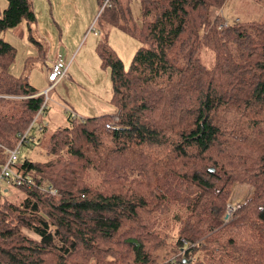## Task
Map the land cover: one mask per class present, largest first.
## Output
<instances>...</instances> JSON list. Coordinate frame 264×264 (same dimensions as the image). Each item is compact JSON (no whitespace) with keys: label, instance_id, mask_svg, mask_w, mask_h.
I'll return each mask as SVG.
<instances>
[{"label":"trees","instance_id":"16d2710c","mask_svg":"<svg viewBox=\"0 0 264 264\" xmlns=\"http://www.w3.org/2000/svg\"><path fill=\"white\" fill-rule=\"evenodd\" d=\"M139 1V19L132 0L100 10L106 31L140 42L127 68L106 40L97 47L117 112L70 115L44 145L49 158L16 161L25 182L0 187V264H264V21L226 23L227 0ZM7 2L0 172L46 98L10 72L17 49L1 36L32 28L33 2ZM236 183L253 192L225 222ZM164 244L177 256L160 261Z\"/></svg>","mask_w":264,"mask_h":264},{"label":"rangeland","instance_id":"374dc122","mask_svg":"<svg viewBox=\"0 0 264 264\" xmlns=\"http://www.w3.org/2000/svg\"><path fill=\"white\" fill-rule=\"evenodd\" d=\"M32 2L37 17L32 28L29 30V26L23 21L14 28L4 30L1 36L17 49L16 60L10 67V72L27 79L46 95V107L43 113L36 115L28 130V141L19 148L16 157V161L29 158L42 162L49 158L44 145L49 141L51 133L67 126L70 115L81 119L102 114L114 115L117 112L111 102V70L101 65L97 53L100 42L106 40L110 49L123 60L126 68L140 42L118 27H110L106 31V21L99 18L102 7L98 0ZM7 5V0H0V15ZM132 10L136 19H139V0H132ZM221 11L228 24L237 21H264V0H227ZM59 56L69 64L71 74L68 79L58 81L51 87L49 71ZM201 57L207 65L214 62L211 51H204ZM114 117L112 122L116 123ZM1 182L10 187V193L15 189L7 180ZM252 192L253 188L249 184H235L227 201V208L232 203L237 209L228 222L236 218L238 208ZM166 226L165 232L169 233V240L178 238V225L170 221ZM158 254L161 261L175 257L178 253L171 245L164 244Z\"/></svg>","mask_w":264,"mask_h":264},{"label":"built area","instance_id":"2783aa9c","mask_svg":"<svg viewBox=\"0 0 264 264\" xmlns=\"http://www.w3.org/2000/svg\"><path fill=\"white\" fill-rule=\"evenodd\" d=\"M108 1L109 0L105 1V4L101 8V11L104 9ZM69 77H70L69 64L66 63L62 57L60 56L57 57L53 67H51L49 71L48 80L51 83V87L54 84H56L58 81L68 79ZM46 94H47V91H46ZM45 107H46V104L43 105V107L39 110L37 115L43 113ZM115 121H117V117H114V122ZM112 124L113 122L107 124V128L110 129L112 127ZM27 137H28V131L22 136V141L25 140ZM0 146H3V145L0 143ZM19 148H20V144H18L15 148L6 149L7 152L9 153V157L0 172V187L3 185L1 181L9 179V177H12L14 182L17 185H21L25 182V179L22 177V175L15 172L14 167H13L16 162V157L19 152ZM28 182L30 183L31 181L29 180ZM53 193H56V191H53ZM236 209H237V206L235 204H232V203L228 204V208L226 211L227 213L224 216L225 222H228L231 219L232 215L234 216V214L232 213H234L233 211H235Z\"/></svg>","mask_w":264,"mask_h":264},{"label":"crops","instance_id":"0c3cea01","mask_svg":"<svg viewBox=\"0 0 264 264\" xmlns=\"http://www.w3.org/2000/svg\"><path fill=\"white\" fill-rule=\"evenodd\" d=\"M71 74V73H70ZM41 130H43V129H41Z\"/></svg>","mask_w":264,"mask_h":264}]
</instances>
